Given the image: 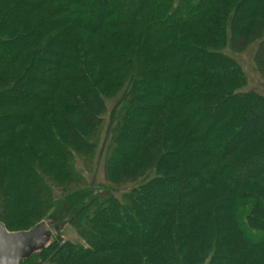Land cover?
Returning <instances> with one entry per match:
<instances>
[{
	"label": "trees",
	"instance_id": "16d2710c",
	"mask_svg": "<svg viewBox=\"0 0 264 264\" xmlns=\"http://www.w3.org/2000/svg\"><path fill=\"white\" fill-rule=\"evenodd\" d=\"M34 1L20 12L26 0H0V136L35 128L39 116L44 124L37 150L21 135L0 142L6 231L48 220L55 192L40 171L63 184L65 197L84 192L69 195L66 180L84 179L70 156L90 159L96 150L87 136L107 111L98 83L127 80L134 93L128 114L107 133L112 149L128 156L105 163L102 191L68 219L82 244L60 245L57 236L23 264H264V106L254 92H235L244 77L222 66L232 61L222 38L234 53L255 47L264 80V0H60L52 8L57 0ZM36 12L40 18L17 32ZM86 12L91 27L76 20ZM102 28L112 31L101 44L78 51L74 30ZM230 97L242 100L239 109L229 110ZM49 103L59 132L38 116Z\"/></svg>",
	"mask_w": 264,
	"mask_h": 264
},
{
	"label": "rangeland",
	"instance_id": "374dc122",
	"mask_svg": "<svg viewBox=\"0 0 264 264\" xmlns=\"http://www.w3.org/2000/svg\"><path fill=\"white\" fill-rule=\"evenodd\" d=\"M58 2L54 4H48L47 8H52L54 6H60L61 1L57 0ZM29 2L34 4V0H26L23 6H18L19 11H23L26 9ZM57 4V5H56ZM188 4L184 5V8H187ZM46 7V6H45ZM41 13H33L29 18L21 19L19 23L16 25L17 32L20 31V29L30 28L34 22H36L40 18ZM88 12L80 14L78 17V21L88 25V27H91V25L88 22L87 19ZM47 23L45 22L42 26H46ZM37 28V27H36ZM39 28V27H38ZM112 30H108L105 28H102L97 31V33H85L81 30H74L72 32V38L75 40V44L77 45L78 51L82 50H88L91 46L95 44H101L100 37H104L103 35H108L111 33ZM21 32V31H20ZM123 32V31H120ZM124 34H127L129 37L136 34V31L134 30H127L124 31ZM14 33V32H13ZM222 44L225 49V54L228 55L232 61L230 62H224L222 66L227 67L229 70V74H236L237 76H243L245 85L241 87L239 90L235 89V92H254L258 98L257 100H261L259 102L258 108L260 106H264V80L263 76L255 69V65L253 63V56L255 52V47H249L245 51L241 53H234L229 50L228 47V39L222 38ZM71 53V52H70ZM202 56H199L201 58ZM221 66V63L212 66V71L218 75L220 74L221 70L223 69ZM130 75V74H129ZM152 87L157 86L159 87V84L155 81L151 83ZM98 88L102 90L106 105H107V111L104 116L103 124L102 126L93 131L92 133L87 136V139L89 140H95L96 143V150L92 158L88 159L86 157L76 156L72 155L70 156V160L72 161V171L77 176L83 177L80 182L74 181V177L69 178L66 180V192L70 195L74 192V190L84 191L82 193L74 192L69 196L65 197V194L63 192V184L60 185L58 188L56 185V180L53 177V174L49 171L46 174L42 173L40 171V175L45 179V182L48 184L50 189L55 192V199H54V207L52 211L50 212L48 216V220H45L44 222L48 226V241L51 242L54 238L57 236H60L59 239L61 240L60 245H62L65 241H70L73 243H81L82 241L79 240L76 233L72 230V228L68 225V219L71 217V215L75 212V210L81 206L84 202H86L91 196H95L96 194L100 193L102 191L101 185H103V167L105 166V163L107 162V166L111 167L112 164L116 161H119L122 159L123 156H128V152H124L121 149H112V144L107 143V133L111 128L117 127L118 121L123 120L120 118L121 115L128 114V111L131 107V101L133 98L134 91L128 90V81L124 80L120 83H114L110 84L107 82H100L98 83ZM163 89V97L167 96V89L166 87H162ZM234 92V93H235ZM236 94V93H235ZM125 97V100L123 103L119 104L120 100H123ZM184 98V97H183ZM228 103L229 110H236L241 107L243 104L242 100L237 97H230ZM254 100V99H253ZM263 101V102H262ZM19 105H22L21 102H17ZM172 106H174L173 103H170ZM249 111L250 108H247ZM38 113V116H43V120H45L46 116V125L52 126L55 130L58 132L61 131L60 121H59V115H58V109H56L52 103H49L48 105L42 107ZM37 116V117H38ZM244 116V114L242 115ZM35 128L31 125H24L19 127L15 133H5L2 136H0V142L5 143L6 141L15 139L17 136L26 138L30 144L35 145V150H37V140L40 136L38 133H40L37 130V127L39 128L44 125L41 124L43 121L42 119L38 118V120L35 118L34 120ZM42 133H44L42 131ZM91 136V137H90ZM93 138V139H92ZM19 141V140H17ZM17 141L12 145L13 148H17ZM64 145H58V148H62ZM109 148V151L106 149ZM4 148H6V145H3L2 152H4ZM115 150V151H113ZM64 154H69L70 152L67 150H62ZM52 156H54L52 154ZM255 171V170H253ZM66 193V194H67ZM123 195V194H121ZM125 195V194H124ZM120 196V195H118ZM160 199L159 193H154V200L157 201ZM150 209L151 213L158 212L159 207L154 201H151ZM117 211V210H116ZM109 215H111V212H108ZM118 227H122V224H117ZM53 226H56L58 228H53ZM56 231V232H55ZM134 240L136 242H140L145 240V237L139 236L138 234L134 233ZM84 246V245H83ZM90 262V260H86V262ZM45 264V263H44ZM46 264H49L46 262Z\"/></svg>",
	"mask_w": 264,
	"mask_h": 264
},
{
	"label": "water",
	"instance_id": "95a60500",
	"mask_svg": "<svg viewBox=\"0 0 264 264\" xmlns=\"http://www.w3.org/2000/svg\"><path fill=\"white\" fill-rule=\"evenodd\" d=\"M48 226L41 222L27 231L8 232L0 223V264H23L48 242Z\"/></svg>",
	"mask_w": 264,
	"mask_h": 264
}]
</instances>
